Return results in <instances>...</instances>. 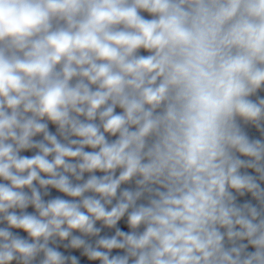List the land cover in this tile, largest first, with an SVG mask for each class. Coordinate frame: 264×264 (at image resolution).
Here are the masks:
<instances>
[{
	"label": "clouds",
	"instance_id": "obj_1",
	"mask_svg": "<svg viewBox=\"0 0 264 264\" xmlns=\"http://www.w3.org/2000/svg\"><path fill=\"white\" fill-rule=\"evenodd\" d=\"M261 92L264 0H0V264H264Z\"/></svg>",
	"mask_w": 264,
	"mask_h": 264
}]
</instances>
